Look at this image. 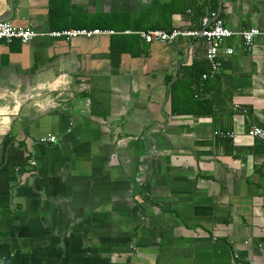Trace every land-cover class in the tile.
<instances>
[{"label":"crops","instance_id":"crops-1","mask_svg":"<svg viewBox=\"0 0 264 264\" xmlns=\"http://www.w3.org/2000/svg\"><path fill=\"white\" fill-rule=\"evenodd\" d=\"M214 10L264 26V0H0L44 33L0 42V264H264V39L207 79L204 38L137 34Z\"/></svg>","mask_w":264,"mask_h":264},{"label":"built area","instance_id":"built-area-1","mask_svg":"<svg viewBox=\"0 0 264 264\" xmlns=\"http://www.w3.org/2000/svg\"><path fill=\"white\" fill-rule=\"evenodd\" d=\"M100 32L101 31L99 30L90 31L87 29H68L63 31H52L48 33V35L72 39ZM137 34H139L146 43H171L179 38L189 37L204 38L207 42L206 57L211 66L210 72L203 74V78H207L221 69L222 61L220 56L222 52H225L228 55H232L235 52L233 46H224L226 39L238 36L241 38L244 47L247 50H251L257 38L264 39V26L234 31L226 25L223 18L218 16L217 13H213L203 16L200 26L193 29H150L139 31ZM41 35H44V33H40L31 25L19 26L8 20L0 22V42L10 43L18 39L23 43H28ZM215 133L217 136L224 138H235L237 136L234 131L218 130ZM248 133L251 136L260 138L264 141V129L262 127L253 125L248 130ZM39 140L43 143H55L58 141V137L55 134L49 133L40 137ZM33 164H35V162H33ZM246 264H254V262L249 261Z\"/></svg>","mask_w":264,"mask_h":264},{"label":"trees","instance_id":"trees-1","mask_svg":"<svg viewBox=\"0 0 264 264\" xmlns=\"http://www.w3.org/2000/svg\"><path fill=\"white\" fill-rule=\"evenodd\" d=\"M213 13H217V11L216 10H214V11H210V14H213ZM218 14V13H217ZM205 15V13H203L202 15H200V17L198 18V19H196L195 21H197L196 22V26L197 27H199L200 26V24H201V19L203 18V16ZM153 26V28L152 29H155V28H160V27H164V29H166V30H168V29H171L172 27L170 26V25H157V26H155V25H152ZM129 27H131V25L129 24V25H126L125 27H123L124 29L125 28H129ZM195 27V26H194ZM133 28V27H132ZM137 29V28H136ZM139 36V35H138ZM217 73V72H216ZM215 73V74H216ZM198 75H200V76H202L203 75V73L202 72H200V74H198ZM212 76H214V74L212 75ZM211 76H208L207 77V79L208 78H210Z\"/></svg>","mask_w":264,"mask_h":264},{"label":"water","instance_id":"water-1","mask_svg":"<svg viewBox=\"0 0 264 264\" xmlns=\"http://www.w3.org/2000/svg\"><path fill=\"white\" fill-rule=\"evenodd\" d=\"M10 17L9 16H3V17H0V22L1 21H5V20H8Z\"/></svg>","mask_w":264,"mask_h":264}]
</instances>
